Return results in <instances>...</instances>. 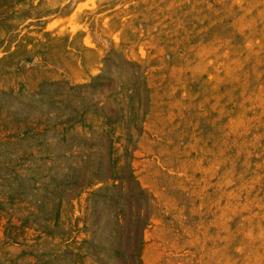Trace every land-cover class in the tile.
I'll return each mask as SVG.
<instances>
[{
  "label": "rangeland",
  "instance_id": "1",
  "mask_svg": "<svg viewBox=\"0 0 264 264\" xmlns=\"http://www.w3.org/2000/svg\"><path fill=\"white\" fill-rule=\"evenodd\" d=\"M0 264H264V0H0Z\"/></svg>",
  "mask_w": 264,
  "mask_h": 264
}]
</instances>
